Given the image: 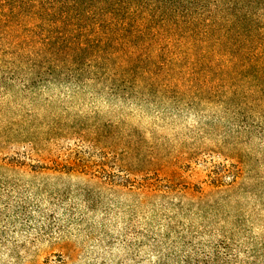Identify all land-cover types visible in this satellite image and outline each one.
<instances>
[{
    "label": "trees",
    "instance_id": "trees-1",
    "mask_svg": "<svg viewBox=\"0 0 264 264\" xmlns=\"http://www.w3.org/2000/svg\"><path fill=\"white\" fill-rule=\"evenodd\" d=\"M55 83L94 85L139 104L204 99L230 113L238 127L214 148L237 162L214 161L205 187L182 183L173 171L166 178L142 169L145 141L137 133L135 147L123 153L135 161L119 158L108 171L109 157L95 154L88 161L100 175L89 180L130 197L120 241L132 249V264H264V148L244 152L239 139L264 140V0H0V112L14 86L34 91ZM21 125L0 123V152L6 141L20 142L9 135L22 136ZM31 144L0 156V264H38L29 251L39 241H63L73 221L46 214L41 200L51 194L52 203L61 202L70 191L11 180L12 168L38 155ZM36 168L45 166L25 173L36 177ZM101 256H92L95 264L127 263Z\"/></svg>",
    "mask_w": 264,
    "mask_h": 264
},
{
    "label": "rangeland",
    "instance_id": "rangeland-1",
    "mask_svg": "<svg viewBox=\"0 0 264 264\" xmlns=\"http://www.w3.org/2000/svg\"><path fill=\"white\" fill-rule=\"evenodd\" d=\"M193 99L195 102L188 101V105L182 102L178 106L163 102V99L157 104H139L136 99L98 92L94 85L77 87L55 83L34 91H23L19 85L11 88L5 99L6 108L0 112V123L5 119L20 121L23 134L20 137L15 132L10 134L12 139L21 140L10 139L3 143L0 156L23 152L32 141L38 149V155L24 160V166L17 165L10 170L11 180L25 187L39 184L57 193L71 192L61 194V202L54 203L50 198L54 200L55 195L50 194L48 199L46 194L42 195L46 214L60 218L69 216V219L73 216V221L67 225L69 231L63 241H39L29 251L30 259L34 255L33 262L38 264H58L61 260L65 264H95L92 256L98 252L102 259L117 262L126 258V264H132L129 260L132 249L120 241L122 220L130 217V211L124 207L130 197L103 191L98 182L89 180L91 173L100 174L96 171L98 165L88 160L93 161L95 154H106L109 159L103 161L108 171L115 168L112 162L119 158L120 161H135L136 155L123 154L126 147H135L138 137L134 133L145 141L144 147L140 146L146 159L142 169L152 167V171L166 178H172L173 171L180 174L182 183L190 186H206L203 181L214 161L237 162L229 152L219 154L214 144L222 137L234 135L238 121L213 101ZM33 132L36 134H31ZM239 136L244 152L249 145L258 150L264 148V140L259 135L241 133ZM248 140L249 144L245 142ZM9 141L16 144L9 146ZM78 158L80 162L76 163ZM27 163L34 168L45 166V169L36 168L37 176L34 177L33 172L25 173L33 170ZM86 163L90 166L82 168ZM39 170L42 173H38ZM60 171L72 174L64 175ZM104 207L110 208L109 213H105ZM109 238L115 243L99 244L97 240Z\"/></svg>",
    "mask_w": 264,
    "mask_h": 264
}]
</instances>
